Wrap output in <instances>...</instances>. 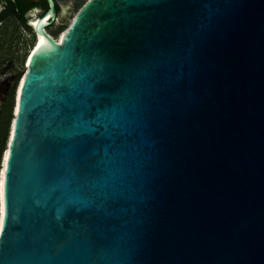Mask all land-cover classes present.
Masks as SVG:
<instances>
[{
	"label": "water",
	"instance_id": "obj_1",
	"mask_svg": "<svg viewBox=\"0 0 264 264\" xmlns=\"http://www.w3.org/2000/svg\"><path fill=\"white\" fill-rule=\"evenodd\" d=\"M45 1L7 141L0 264H264V0H88L61 40ZM85 53L132 100L123 143L64 123L93 102L64 90Z\"/></svg>",
	"mask_w": 264,
	"mask_h": 264
},
{
	"label": "snow or ice",
	"instance_id": "obj_2",
	"mask_svg": "<svg viewBox=\"0 0 264 264\" xmlns=\"http://www.w3.org/2000/svg\"><path fill=\"white\" fill-rule=\"evenodd\" d=\"M32 57H29L31 60ZM95 59V58H93ZM76 68L64 88L65 93L70 90H78L92 99V103L83 101L69 107L64 115V123L72 124L74 128L84 129L90 134V139L97 144H103L109 141L111 144L123 143L130 136L134 135L137 127L131 132L127 131L126 126H130L127 107L132 100L128 94L120 95L118 93L105 91L107 86H115V82L105 79L100 75V66L89 62L88 54H82L79 59L74 61ZM23 84V81H21ZM17 110H19V96H17ZM16 122L14 121L13 124ZM9 155L4 154V169L0 171V228L7 226L5 223V196L6 188L9 196V208L11 207L10 185L11 178H7L9 172ZM117 169H109L107 172L93 168L90 172L83 175H101L104 177V183L109 182L116 175ZM85 206L91 201H82ZM2 241V240H0Z\"/></svg>",
	"mask_w": 264,
	"mask_h": 264
},
{
	"label": "flooded vegetation",
	"instance_id": "obj_3",
	"mask_svg": "<svg viewBox=\"0 0 264 264\" xmlns=\"http://www.w3.org/2000/svg\"><path fill=\"white\" fill-rule=\"evenodd\" d=\"M55 2L57 18L44 30L48 36H51L48 28L62 17L61 7L56 0ZM47 10L48 5L45 0H37L36 3L33 0H0V138L5 132L4 142L0 147V169L15 112L17 89L27 70V59L37 41V33L28 24H31L32 19L40 18ZM27 14H38V16L26 20ZM7 18H11L16 23L19 32L7 31L5 23ZM24 26L30 28L33 34L27 51L24 50Z\"/></svg>",
	"mask_w": 264,
	"mask_h": 264
},
{
	"label": "rangeland",
	"instance_id": "obj_4",
	"mask_svg": "<svg viewBox=\"0 0 264 264\" xmlns=\"http://www.w3.org/2000/svg\"><path fill=\"white\" fill-rule=\"evenodd\" d=\"M34 3L37 2V0H33ZM59 6L62 9V17L61 19H59L57 22L54 23V25H52L51 27L48 28V30H50L55 36H57L59 39L62 37L63 33H65L67 31V29L69 28L71 22L73 21L75 15L78 13V11L80 10V8L88 1V0H57ZM38 16L35 14H27L26 15V20H28L29 18H34ZM6 25H7V31L11 32L13 31H17L19 32L20 29L17 27L16 23H14L12 21L11 18H7L6 19ZM24 50L27 51L29 44L32 41L33 38V34L30 28L24 26ZM32 50V48L30 49V51ZM29 51V52H30ZM28 52V53H29ZM4 138H5V132L3 133V135L0 138V147H2L3 142H4ZM1 170V169H0Z\"/></svg>",
	"mask_w": 264,
	"mask_h": 264
},
{
	"label": "bare ground",
	"instance_id": "obj_5",
	"mask_svg": "<svg viewBox=\"0 0 264 264\" xmlns=\"http://www.w3.org/2000/svg\"><path fill=\"white\" fill-rule=\"evenodd\" d=\"M46 19H48V16L46 17V18H44V20L43 21H45ZM32 20H35V19H32ZM37 20V19H36ZM33 27V26H32ZM33 29L35 30V28L33 27ZM36 32V31H35ZM37 33V32H36ZM64 34V33H63ZM60 40H61V38H60ZM43 41V39L38 35V39H37V41H36V44H35V46H34V48H33V50L31 51V53H30V55H29V57L31 56V54L33 53V51H34V49L41 43ZM29 57H28V59H27V67H28V65H29ZM21 83V82H20ZM20 83H19V86H18V89H17V95H18V91H19V88H20ZM16 109V108H15ZM5 152H7V149L5 150ZM5 152H4V154H5ZM1 163L3 164V166H2V168H1V170L0 171H2L3 169H4V155H3V161H1Z\"/></svg>",
	"mask_w": 264,
	"mask_h": 264
}]
</instances>
